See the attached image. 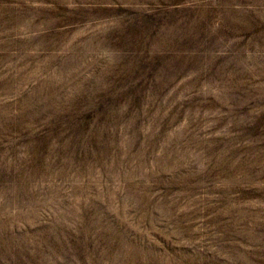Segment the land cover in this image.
<instances>
[{
  "label": "rangeland",
  "instance_id": "rangeland-1",
  "mask_svg": "<svg viewBox=\"0 0 264 264\" xmlns=\"http://www.w3.org/2000/svg\"><path fill=\"white\" fill-rule=\"evenodd\" d=\"M0 264H264V0H0Z\"/></svg>",
  "mask_w": 264,
  "mask_h": 264
}]
</instances>
